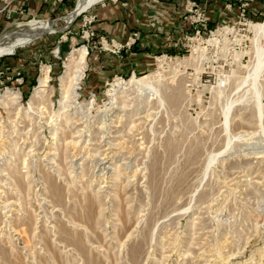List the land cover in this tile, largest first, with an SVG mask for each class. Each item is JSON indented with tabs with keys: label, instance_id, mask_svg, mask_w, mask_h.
Wrapping results in <instances>:
<instances>
[{
	"label": "rangeland",
	"instance_id": "1",
	"mask_svg": "<svg viewBox=\"0 0 264 264\" xmlns=\"http://www.w3.org/2000/svg\"><path fill=\"white\" fill-rule=\"evenodd\" d=\"M81 1L0 29V264H264V0L206 22L185 1L175 47L136 55L69 22ZM41 19L55 30L12 48Z\"/></svg>",
	"mask_w": 264,
	"mask_h": 264
},
{
	"label": "crops",
	"instance_id": "2",
	"mask_svg": "<svg viewBox=\"0 0 264 264\" xmlns=\"http://www.w3.org/2000/svg\"><path fill=\"white\" fill-rule=\"evenodd\" d=\"M184 2L185 0H106L92 8L98 14L94 25L99 35L122 43L127 42L133 32H140L141 47L134 45L130 48L135 55V51L139 49L142 52L138 54L172 49L175 47L176 37L182 33ZM209 3L211 7L216 4L214 0H208ZM69 4L70 0H67L58 10L69 8ZM51 9L52 6L45 0H0V29L27 16L50 14ZM213 14H217V11L212 12ZM114 56L117 61L118 55Z\"/></svg>",
	"mask_w": 264,
	"mask_h": 264
},
{
	"label": "bare ground",
	"instance_id": "3",
	"mask_svg": "<svg viewBox=\"0 0 264 264\" xmlns=\"http://www.w3.org/2000/svg\"><path fill=\"white\" fill-rule=\"evenodd\" d=\"M99 1L100 0H82L80 2V4L78 5V7L72 13H70V15L68 16L67 20L69 22L74 20L75 17H77L82 12L88 10L92 5H94L95 3L99 2ZM254 27L258 31V35L260 34L264 38V23H258L256 25H254ZM54 30H55V28L52 27L49 22L42 21V19L41 20H36L34 22H29L28 30L25 33H21V34H19L16 37L15 41L12 43V48H18L19 46L23 45L24 43L29 42L31 39L33 40V38L37 37L40 33H43L45 31H54ZM257 47H258L257 48L258 49V51H257L258 64H257V67L255 69H256V71L257 70L259 71L264 66V43H261ZM87 51L88 50H87V48L85 46L80 48L78 55H73L71 57L70 62L67 64V66H66V75H63L61 77L62 97H61L60 100H61V103H63V104H64L65 101L68 100L69 97L72 96L73 90L77 87V85L79 84L80 80L82 79L83 70H84V63L86 61L85 59H86V55L88 53ZM48 70L49 69L47 68L45 70L44 74L40 77L39 85L36 87L33 96L39 98V97H42L43 94L45 93V91L47 89V86H48L47 85L48 84L47 83V72H48ZM130 82H132V83L134 82L137 86H139V89L140 88H142V89L143 88L144 89L148 88L149 92L151 91L152 94L158 95L160 97V89H159V84L156 83L157 81H153L151 78H146V79H143V80L142 79L139 80V79H135V78L133 79L132 78L130 80ZM10 96H11V98H13L15 100L18 99V95L17 94L16 95L15 94L14 95L10 94ZM160 99L162 100V97H160ZM4 101L5 100H3V102ZM29 104H33V102H31ZM263 111L264 110H262V109L260 110V115H262ZM228 112L230 113V111H228ZM227 115H230V114H227ZM227 117H226V119H228ZM228 122H229V120H228ZM226 125H228V124H226ZM215 159H216L215 156H212L210 158V161L208 162V166L207 167H209L214 162Z\"/></svg>",
	"mask_w": 264,
	"mask_h": 264
},
{
	"label": "built area",
	"instance_id": "4",
	"mask_svg": "<svg viewBox=\"0 0 264 264\" xmlns=\"http://www.w3.org/2000/svg\"><path fill=\"white\" fill-rule=\"evenodd\" d=\"M67 0H45L46 3L50 4L52 8L56 9L63 3H65ZM72 1V0H70ZM115 2L118 0H114ZM186 1V7H185V12L186 14L189 13L190 16H196L200 18V20L206 22V14H205V8L208 3V0H185ZM91 8L88 10L82 12L79 14L77 17H80L83 15L84 19V26L87 28L84 30L88 35H95V28L93 27V23L96 22L98 18V14L94 13L92 10L90 11ZM76 17V18H77ZM207 23H204L203 26H201L197 32L200 33L201 29L204 27H207ZM99 38L103 40V42L108 43L109 40L112 41V45L115 47L117 50H113L114 52H121L123 48H131L134 45H138L141 47L142 43L140 42V32L135 31L132 33L131 37L127 40V42H118L115 39H109L107 36L100 35Z\"/></svg>",
	"mask_w": 264,
	"mask_h": 264
},
{
	"label": "water",
	"instance_id": "5",
	"mask_svg": "<svg viewBox=\"0 0 264 264\" xmlns=\"http://www.w3.org/2000/svg\"><path fill=\"white\" fill-rule=\"evenodd\" d=\"M75 18H76V17H75ZM6 54H11V53H10V52H9V53L7 52Z\"/></svg>",
	"mask_w": 264,
	"mask_h": 264
}]
</instances>
